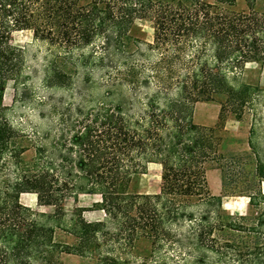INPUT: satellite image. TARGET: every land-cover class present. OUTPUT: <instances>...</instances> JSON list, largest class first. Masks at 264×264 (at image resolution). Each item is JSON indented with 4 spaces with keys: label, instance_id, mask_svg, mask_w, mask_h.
Returning <instances> with one entry per match:
<instances>
[{
    "label": "trees",
    "instance_id": "obj_1",
    "mask_svg": "<svg viewBox=\"0 0 264 264\" xmlns=\"http://www.w3.org/2000/svg\"><path fill=\"white\" fill-rule=\"evenodd\" d=\"M245 2L238 11L236 0H0V264H63L64 254L91 264H264V88L241 80L247 63L264 62V8ZM137 19L152 20L154 36L132 50ZM26 29L51 50L46 88L68 90L83 72L102 91L76 114L72 99L60 111L49 102V132L36 135L29 161L3 105L26 62L12 32ZM200 101H219L216 124L194 121ZM247 114L248 149L224 152L228 116ZM148 163L161 167L159 190L130 191ZM209 166L220 171L219 195ZM24 192L54 211L24 205ZM80 194L101 196L90 209L104 220L66 210ZM225 196L247 197L249 211L224 214Z\"/></svg>",
    "mask_w": 264,
    "mask_h": 264
},
{
    "label": "rangeland",
    "instance_id": "obj_2",
    "mask_svg": "<svg viewBox=\"0 0 264 264\" xmlns=\"http://www.w3.org/2000/svg\"><path fill=\"white\" fill-rule=\"evenodd\" d=\"M207 1L213 2L214 0ZM257 8H264V0H259ZM232 9L238 11L247 9L245 0H236V4ZM128 34L131 38V42L128 44L129 49L134 50L137 47L143 48L144 43L153 40L154 25L152 20H135ZM11 42L13 45L24 49L26 62L21 82L16 84L10 80L5 85L3 105L11 108L7 110L6 115L19 130L16 141L28 147L22 154V157L24 160L29 161L34 155L31 144L33 140L35 141L36 135L42 138L46 137L49 132V102L57 105L59 107L58 111H60L64 110V108L67 107L66 102L72 99L74 105L71 107V110L76 114L79 108L88 107V105L92 103L90 99L96 98L102 91L92 85L86 84L83 81V72L78 73L72 79L71 88L68 90L63 88H46L42 83V78L44 59L51 52L48 46L33 37L32 29L13 31ZM99 74L100 72L98 70L90 72L92 77H97ZM241 80L264 88V62L247 63L243 68ZM83 103L85 106H82ZM196 109L198 110L199 116H203L204 114L209 116L208 120L213 121L211 125L216 124L218 121L220 110L219 101H200L196 104ZM261 109L264 111V103ZM225 125L228 134L222 150L224 152H241L247 150L250 115L247 114L241 122L230 115ZM35 129L39 131L38 134L34 132ZM59 134L60 131H53L49 137L43 139V143H48L53 136L58 137ZM206 174L211 192L219 195L221 193L220 171L213 166H209ZM160 183V165L157 163H148L140 170L139 174L133 178L129 190L140 193H154L159 190ZM262 188L264 191V182ZM87 197L88 196L81 195L82 200L80 205L89 203ZM74 207L75 203L73 198H70L66 210L72 212ZM221 211L224 214H245L249 211L248 198L245 196H225L223 198ZM57 236L60 239L69 240L61 231L57 232ZM148 249L149 243L146 240L138 242L137 253L144 254ZM62 261L63 264H91L84 261L79 256L72 254H64L62 256Z\"/></svg>",
    "mask_w": 264,
    "mask_h": 264
},
{
    "label": "crops",
    "instance_id": "obj_3",
    "mask_svg": "<svg viewBox=\"0 0 264 264\" xmlns=\"http://www.w3.org/2000/svg\"><path fill=\"white\" fill-rule=\"evenodd\" d=\"M209 116L204 114L203 116H199L198 115V110L196 109L195 107V111H194V121L196 123H199V124H205V125H211L213 124V121H210L208 120ZM197 120V121H196ZM81 195H85V196H88V200H89V203L85 204V205H80V202H81ZM72 198V197H68L66 200H65V208L68 204V200ZM20 201L26 205V206H29L31 207L32 209L34 210H37V211H40V212H47V213H50V212H53L54 208L53 206L51 205H41L38 203L37 201V195L33 192H24L20 195ZM74 203H75V206H81V207H86L87 210H85L83 212V216L85 217L86 220L88 221H102L104 220V217H105V212L103 210H100V209H90V207L96 203V202H99L101 201V196L99 194H80L78 196V199H77V202L73 199Z\"/></svg>",
    "mask_w": 264,
    "mask_h": 264
}]
</instances>
